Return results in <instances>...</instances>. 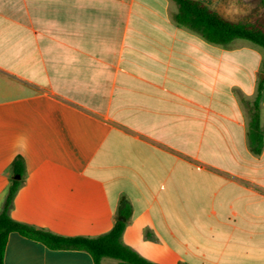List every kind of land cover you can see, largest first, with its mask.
<instances>
[{
	"label": "crops",
	"instance_id": "0c3cea01",
	"mask_svg": "<svg viewBox=\"0 0 264 264\" xmlns=\"http://www.w3.org/2000/svg\"><path fill=\"white\" fill-rule=\"evenodd\" d=\"M196 1L230 22L257 6ZM177 11L173 0H0V212L20 159L15 221L95 238L127 206L123 243L150 262L264 264V147L249 143L264 50L210 44ZM4 263L95 264L17 233Z\"/></svg>",
	"mask_w": 264,
	"mask_h": 264
},
{
	"label": "trees",
	"instance_id": "16d2710c",
	"mask_svg": "<svg viewBox=\"0 0 264 264\" xmlns=\"http://www.w3.org/2000/svg\"><path fill=\"white\" fill-rule=\"evenodd\" d=\"M178 11L174 16L175 22L203 37L208 43L227 46L235 40L250 42L264 50V0H254L256 8L243 20L230 22L211 10L204 3L196 0H173ZM264 72V61H263ZM264 90V80L260 82L257 96L249 113V143L252 152L260 155L264 147V131L260 125V103ZM16 176H23L24 163L17 159L14 162ZM20 182L13 180L0 212V264L4 263L5 249L9 235L17 233L22 237L41 243L51 250L87 252L95 264H102L103 259H112L118 264H156L148 261L136 251L123 243L126 223L117 221L106 234L90 237H62L34 226L15 221L10 211L13 206ZM119 215L127 219L130 209L123 206Z\"/></svg>",
	"mask_w": 264,
	"mask_h": 264
},
{
	"label": "water",
	"instance_id": "95a60500",
	"mask_svg": "<svg viewBox=\"0 0 264 264\" xmlns=\"http://www.w3.org/2000/svg\"><path fill=\"white\" fill-rule=\"evenodd\" d=\"M15 180H20V176H17V177L15 178ZM119 221H121V222H125V219H124V218H120Z\"/></svg>",
	"mask_w": 264,
	"mask_h": 264
},
{
	"label": "rangeland",
	"instance_id": "374dc122",
	"mask_svg": "<svg viewBox=\"0 0 264 264\" xmlns=\"http://www.w3.org/2000/svg\"><path fill=\"white\" fill-rule=\"evenodd\" d=\"M108 261H110V262H115V261H113V260H110V259H109Z\"/></svg>",
	"mask_w": 264,
	"mask_h": 264
}]
</instances>
